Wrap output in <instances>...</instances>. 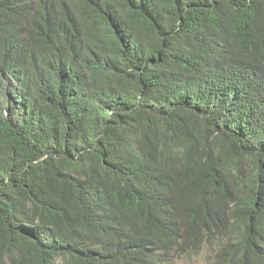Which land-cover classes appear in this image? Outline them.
I'll return each mask as SVG.
<instances>
[{"label":"trees","instance_id":"16d2710c","mask_svg":"<svg viewBox=\"0 0 264 264\" xmlns=\"http://www.w3.org/2000/svg\"><path fill=\"white\" fill-rule=\"evenodd\" d=\"M264 264V0H0V264Z\"/></svg>","mask_w":264,"mask_h":264},{"label":"rangeland","instance_id":"374dc122","mask_svg":"<svg viewBox=\"0 0 264 264\" xmlns=\"http://www.w3.org/2000/svg\"><path fill=\"white\" fill-rule=\"evenodd\" d=\"M212 253V250L207 247H203L198 253H187L184 255L174 253L166 255V261L162 264H212Z\"/></svg>","mask_w":264,"mask_h":264}]
</instances>
